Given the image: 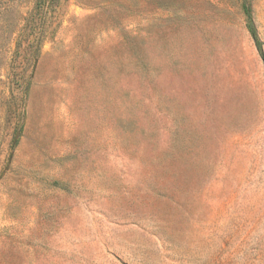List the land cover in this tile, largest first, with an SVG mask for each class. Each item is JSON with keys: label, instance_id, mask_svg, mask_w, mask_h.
Segmentation results:
<instances>
[{"label": "rangeland", "instance_id": "374dc122", "mask_svg": "<svg viewBox=\"0 0 264 264\" xmlns=\"http://www.w3.org/2000/svg\"><path fill=\"white\" fill-rule=\"evenodd\" d=\"M46 2L0 0V264H264V0Z\"/></svg>", "mask_w": 264, "mask_h": 264}, {"label": "trees", "instance_id": "16d2710c", "mask_svg": "<svg viewBox=\"0 0 264 264\" xmlns=\"http://www.w3.org/2000/svg\"><path fill=\"white\" fill-rule=\"evenodd\" d=\"M46 1H48V0H41V8H46V7H48V4H47V2ZM51 1H54V0H51ZM49 4H50V1H49ZM256 45H257V50H258V52H259V55H260V57H261V59H262V61H263V64H264V56H263V54H262V52H261V50H260V48H259V46H258V42H256Z\"/></svg>", "mask_w": 264, "mask_h": 264}]
</instances>
